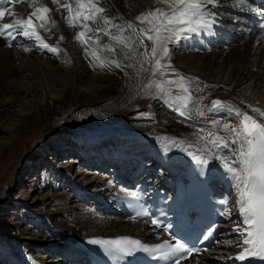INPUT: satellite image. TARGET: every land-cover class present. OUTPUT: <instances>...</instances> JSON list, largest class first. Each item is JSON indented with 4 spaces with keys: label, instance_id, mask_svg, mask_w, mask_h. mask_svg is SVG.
Returning <instances> with one entry per match:
<instances>
[{
    "label": "bare ground",
    "instance_id": "6f19581e",
    "mask_svg": "<svg viewBox=\"0 0 264 264\" xmlns=\"http://www.w3.org/2000/svg\"><path fill=\"white\" fill-rule=\"evenodd\" d=\"M29 1L32 2V4L27 10L21 9V2L12 7L13 9L11 8L10 10L16 15H6L1 20L0 26H2L3 23H13L17 19H26L35 7H39L44 1H49L50 12L53 14V18L56 21L64 17L61 15L63 9L58 10L59 6L52 4L51 0ZM64 1L66 0H63V2ZM73 1L75 2V0ZM98 4L100 7L107 10V17L113 18L114 23L123 25L125 22L130 21L136 25L137 30L139 28H149L147 23L136 20L138 15L154 10L157 7L167 8V5L158 3L157 0H98ZM247 7V0L243 5H237L236 0H218V3L211 8V10L216 13V23L211 30H204L199 34H195L191 39L182 41L178 45H169L172 49L171 67L175 69V73L169 70L162 79L175 80L177 79V74L178 76L197 78L189 85L192 100L188 104L185 115L180 116L177 113V117H185V121L198 124L211 130V132L216 135L225 137L229 141V147L212 148L206 145L205 139L201 140L197 136L192 135L186 138L173 137L166 139L161 138L160 136L162 134L158 131L149 134V136H151L150 140H152L151 148L162 147L165 151V154L159 161L154 155L156 159L153 160L155 161L153 166L162 165L160 170H164L162 175L167 179L179 175L176 169L177 166L186 163L190 159L195 160L193 154L208 159L211 164V172L213 173L221 172V170L218 169H225L224 164L226 162L229 164L231 162L237 163L233 151L234 146L231 145L233 137L223 128V125L228 124L230 127H235L239 123V118L234 112L228 109H221L216 112L208 111L213 99H220L221 101L239 107L242 111H247L249 115H252L258 122H264V117H260L258 113L252 112L251 108L248 107V105H252L253 107H259L261 110H264V29L253 27L247 20L237 14L238 11L246 10ZM33 19L35 18L33 17ZM37 22L40 23V21ZM37 22L33 20L34 24ZM219 28L232 31L234 37H240L243 39V42L236 41L233 43L224 41L221 44L217 43L215 46L205 48L204 50L193 47L192 41L196 35H204L208 32H214V35H216ZM75 29L77 32L81 31L79 25H77ZM111 31L113 33L115 29L113 28ZM113 34H119L118 30L116 29V32ZM123 35L125 37L129 35L132 36V30H126ZM17 37L24 41L23 45H19L20 42H18L14 47H11L9 46L11 40L0 37V96L3 92L10 93L12 97L11 102L14 98L18 97L17 93L19 92L30 94V91H33L37 96V101L34 103L31 102L34 106L29 110L30 112L19 116V124L17 125L19 128L18 130L27 127L32 119L46 123L52 120V118L66 114L64 109L67 104L71 103L79 94H83L85 96L84 104L90 107L92 110L91 115L95 118L94 123L88 122L85 123V126L87 124H94V128L87 132L84 131V125H82L81 129L79 131L77 130L73 135H77L78 133V135L82 133L86 135L96 134V139L93 137L91 139H86L87 141H82V144L77 146L78 152L81 156H86V149L94 143L96 144L95 146L99 148L94 153L95 156L90 154L87 157L90 159V156L93 155V158L90 160L98 158L99 161L95 160V162H100L101 166L105 165V161H111L113 163L110 168L111 171L109 170L110 174L108 175L111 187H102V192H97L96 199H92L94 203L100 200L108 202L110 198L109 191L122 190V187H119V184L116 183V179L127 175L125 174L126 168L123 166L125 163L124 158L128 156L132 157L136 152L135 150L138 144H136L134 149L127 147L130 148L127 150L131 151H126V153L124 152L121 154L116 151L115 154L112 148L111 151H106L107 147L104 146V144H106L105 141L99 139H102V137L105 139L107 134L111 132L114 133L117 123L123 118V115L131 109L133 110L147 103L149 100L148 96L159 99L160 93L155 87L148 89H144L143 87L150 78L161 79L158 75L157 77H153L150 70L147 72L140 70V61L144 59L140 53L145 50V47L137 45V42V44L132 42L131 49L121 46V48L110 55L108 53L105 54L108 60L115 59L120 62L123 70L117 69L115 66H110L106 68L111 69L101 70L102 72H98L97 75H86L87 72L85 68L90 66L91 63H89V59L83 56L80 50H77L75 46L71 44L70 36L66 37L65 47H63L65 50L61 54V56L67 55V62L71 61V63H69L71 67L68 68V70H65V68L60 65L54 66L52 63L50 64L49 61L38 58V54L40 53L39 55H42L44 49L36 47V43L35 45H27L32 39L23 36ZM103 37L105 36L103 35ZM143 39L149 50L151 41H148L146 36H144ZM244 39H246V41ZM45 41L51 45H56L58 43L54 42L51 37L47 38ZM26 48L29 49V51H25ZM38 50L39 52H36ZM133 51L136 53L135 56L132 55ZM125 53H127V56L130 58H126ZM68 57L71 58L68 59ZM163 62L167 63L168 61L165 59ZM127 65H132V67H127ZM144 67L150 69V63L144 64ZM63 70H65V72L62 74ZM138 70H140L139 75H137ZM86 77L87 80L84 79ZM14 80H18L17 84L19 87L17 89L13 88ZM74 82L78 84L77 89L81 85L89 87V94L86 95L84 92L77 89V91L73 90ZM175 87V85H169V90L171 91L175 89ZM174 94L184 95L177 87ZM201 111L204 112V115L199 114ZM212 121H216V123L213 124ZM161 124L165 126L164 120H162ZM104 133L107 134L104 135ZM133 138L132 140L134 142L140 141V139L135 140L138 138ZM73 141L75 143V140ZM173 141L174 143H172ZM143 142L146 144L148 143L147 140ZM98 152H101L103 155ZM150 156H153V154H150ZM118 157H120L119 160H117ZM217 157H220V159H217ZM95 162L93 161V164H95ZM136 164L137 166L139 165L138 169H141L144 160L141 159L140 163L136 162ZM114 166L116 169H112ZM117 170L120 171L118 172ZM105 180L106 178L95 179V181L100 184ZM222 183L226 184L225 181H222ZM230 184L232 185V197L230 201L228 200L227 207L231 211L234 206L235 189L232 181ZM72 187L74 186H71V188ZM101 206L103 207V205ZM232 216L233 214L230 217L225 215V220L229 221V225H236L239 220L236 218L234 222H231L230 218ZM79 219L81 222H74L71 227H58L54 222L47 221L48 228L54 237V244L62 248L63 253H67V255L73 257H75L74 246L77 240L85 236L120 233L136 236L140 233L144 235H155V232L150 229L145 221L128 220L123 217L112 215H107V218L103 220L102 223L92 222L83 217H79ZM225 235H237V232L230 230L221 234L222 237ZM234 240L233 242L227 240L226 244H224L223 249L220 251V259H226L228 256L239 253V251L242 250V248L236 246L240 238ZM223 241L225 242V238H223ZM227 245L231 246L233 252L222 254ZM225 254L227 255L225 256ZM67 257L68 256L63 255V258L68 261ZM219 257H215L214 254L208 255V252H206L200 256H190L188 260L181 264H219ZM69 262L70 261H68V263ZM24 264H28V262Z\"/></svg>",
    "mask_w": 264,
    "mask_h": 264
},
{
    "label": "rangeland",
    "instance_id": "374dc122",
    "mask_svg": "<svg viewBox=\"0 0 264 264\" xmlns=\"http://www.w3.org/2000/svg\"><path fill=\"white\" fill-rule=\"evenodd\" d=\"M48 2L44 1L39 7H49ZM64 2L71 3L75 8L73 0ZM31 4L32 2L29 0H23L21 9L27 10ZM47 15L50 20L55 21V26L51 23L46 24L45 26L49 28V31L46 32L39 28V23L34 17V22H37V30L44 40L51 37L54 42H58L62 51L54 54L44 50L42 55L38 54V58L68 70L71 65L66 61L67 55L61 56V54L65 50L63 47H65L66 37L70 36L71 44L80 50L91 63L85 68L86 75H97L98 72H102L101 70L111 69L95 66L98 61L94 62L89 55L85 54L84 49L87 48L91 52L95 48L100 60H108L105 54L110 55L113 52H109L105 46L111 45L116 51L123 44L117 45L108 36L104 35L105 37H103L102 33L98 34L95 31L87 33L92 37V41L82 44L74 39L78 33L77 30L67 27L63 18L56 21L51 12ZM61 15H66V10L63 9ZM103 15L107 16L106 9ZM89 23L93 29L106 27L102 21L95 23L90 21ZM115 32L116 29L113 33ZM61 37L63 39H60ZM97 38L98 44L93 42ZM244 40L246 41V39ZM19 42V45L24 44L22 40ZM132 42L140 45L139 39ZM35 43L36 41L32 39L27 45H35ZM150 48L151 46L149 52ZM87 77L84 79L87 80ZM17 83L18 80H14L13 88L19 87ZM77 85V82L73 83V90L89 94V87L81 85L77 89ZM175 90L176 87L171 90L173 96L176 95L174 94ZM17 95L18 97L14 98L12 102L10 93L3 92L0 96V111H2L0 112V264H24L27 262L28 264H69L61 253L64 256L70 255L63 253V249L54 244V237L48 228L47 221L54 222L58 227H71L72 223L81 222L79 217L102 223L107 215L94 205L99 201L94 203L92 199L95 200L97 192H102V187L110 186L108 175L111 169L110 166L101 169L97 164H93V161H99L98 158L90 160L99 148L95 146L96 144L92 143L86 149V156H81L77 150V146L81 145L82 141L93 137L96 139V134L82 133L78 135V133L73 135L81 129L82 125H84V131L87 132L94 128V124L85 126V123H94L95 118L91 115L90 107L85 106L83 94H79L71 103L67 104L64 109L66 114H58L60 116L52 118L46 123L32 119L28 126L21 130H18V118L20 115L30 112L29 110L34 106L32 103L37 101V96L33 91H30V94L19 92ZM148 97L147 103L131 109L123 115V118L117 123L114 133H104V135L107 134L106 138L99 139L105 141L106 151L113 149L115 154L116 151L119 154L131 151L127 149H134L138 144L135 154H132V157L124 158L128 163L125 164L127 168H131L138 161L137 158L146 161L145 169L149 161L153 165L154 159L158 158L159 161L163 157L165 151L162 147L151 148L152 140L149 136L151 133L158 131L162 134L160 137L166 139L186 138L191 135L198 138L205 137V142L209 139L208 133L211 130L185 121V117L178 118V112L173 107H169L166 97H163L162 94H159V99ZM184 111L186 112L187 108ZM162 120H164L165 126H162ZM133 137L140 141L134 142ZM144 140L148 141V145L143 142ZM98 153L103 155L101 152ZM149 153L153 156H150ZM90 154L93 155L89 159L87 156ZM160 167L161 165L155 167L156 173L159 172ZM97 178H106V182L103 181L100 184L95 181ZM71 186L74 187L71 188ZM234 239L236 238L228 241ZM214 256L216 257L215 254Z\"/></svg>",
    "mask_w": 264,
    "mask_h": 264
},
{
    "label": "snow or ice",
    "instance_id": "6c2138e0",
    "mask_svg": "<svg viewBox=\"0 0 264 264\" xmlns=\"http://www.w3.org/2000/svg\"><path fill=\"white\" fill-rule=\"evenodd\" d=\"M51 2L59 6L58 10H66L63 19L67 27L80 26L81 31L75 35L74 39L82 44L92 41V37L88 36L87 33L93 31L98 34L103 33V35L115 41L117 45L123 44L124 48L127 49L132 48L131 41L139 39L140 46L145 47V50L140 53L144 58L140 61V70L145 72L150 70L153 77H157V75L161 77V79L150 78L143 85L144 89L155 87L163 97H166L169 107H173L180 116L185 115L184 109L188 107L189 102L192 100L189 85L197 78L183 77L177 74L175 80L162 79L169 70L175 73V69L171 67L172 49L169 45H178L182 41L191 39L195 34H199L204 30H211L216 23V13L211 8L218 3V0H157L158 3L167 5V8L157 7L138 15L136 17L137 21L149 25L148 29L139 28L138 30L136 25L130 21L121 25L114 23L113 18L104 16L105 9L99 6L98 0H75V8L71 3H65L63 0H51ZM236 3L237 5H243L246 0H236ZM250 10L255 11V9ZM49 12L50 8L48 6L35 7L26 19L21 18L13 23H3L0 26V37L8 40H15L17 36L28 37L34 39L37 47L41 49L54 54L61 52L62 49L59 44L51 45L46 42L37 30V25L33 23V17H35L37 21H40L39 28L46 32L49 31V28L45 26L46 24L51 23L55 26V21L50 20L47 15ZM6 15L14 16L16 14L11 10L7 13L0 11V18H4ZM90 21L93 23L102 21L106 27L93 29L90 26ZM113 28L117 29L119 34H113L111 31ZM259 28L264 29V22L259 23ZM128 29L132 30L133 35L125 37L123 33ZM144 36L147 37L148 41H151L150 52L145 45ZM60 39H63V37ZM93 42L98 44V38ZM105 47L109 52L115 51L111 45ZM25 51H29V49L26 48ZM84 51L94 62L98 61L95 66H115V68L123 70L122 64L115 59L100 60L95 49L89 52L85 48ZM132 55L135 56L136 53L133 51ZM125 57L130 58L127 53H125ZM165 59H167V63L163 62ZM146 63H150V69L144 67ZM127 67H132V65H127ZM140 70L137 71V75H139ZM169 85H175L184 95L173 96L169 90ZM248 107L251 108L252 112L264 117V110L252 105H248ZM221 109H228L239 118V123L235 127H230L228 124L223 125V128L233 137L231 145L234 146L233 151L237 161L235 165L227 162L224 164L235 189L232 210L230 211L227 207V200L220 201L222 205L226 206L220 215L230 217L234 212L240 218L233 230L242 237L236 245L242 250L232 259L239 261H245L249 257L264 259V122H258L247 111H242L241 108L220 99H213L208 111L216 112ZM199 114L204 115V112L201 111ZM212 123L215 124L216 121H212ZM208 136L210 139L206 140V145L212 148L229 147V141L225 137L212 132H209ZM199 139L204 140L205 137H199ZM193 158L196 160L197 165L209 164V160L201 156L193 154ZM217 159H220V157H217ZM129 195L132 198H138L136 192ZM137 215L147 216L148 213L146 211L139 212ZM151 223L159 226V221L156 219H152ZM172 240V243L164 240L162 243L152 246L142 245L140 241L128 237L117 240H93L92 243L105 246L110 254H115L116 258L131 256L137 249H143L145 252L155 253V256L166 261V264H181V261L186 259L187 256L200 251L187 246L186 242L174 236Z\"/></svg>",
    "mask_w": 264,
    "mask_h": 264
}]
</instances>
